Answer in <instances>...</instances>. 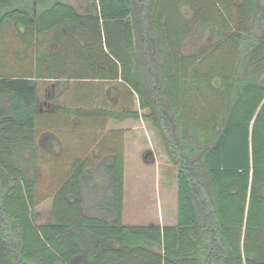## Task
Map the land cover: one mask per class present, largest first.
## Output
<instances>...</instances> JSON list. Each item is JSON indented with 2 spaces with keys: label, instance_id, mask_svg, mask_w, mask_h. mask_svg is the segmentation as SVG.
<instances>
[{
  "label": "trees",
  "instance_id": "16d2710c",
  "mask_svg": "<svg viewBox=\"0 0 264 264\" xmlns=\"http://www.w3.org/2000/svg\"><path fill=\"white\" fill-rule=\"evenodd\" d=\"M171 1L0 0V29L11 25L22 42L104 36L113 64L99 68L98 80L128 84L145 114L51 108L145 117L178 185L175 226H126L123 155L112 157L102 179L92 175L99 162L75 159L52 220L39 223L38 137L49 129L39 124L48 103L39 82L46 78L0 76V264H264V0L186 1L194 12L178 20L182 34L168 49L163 8ZM214 4L224 6L217 17ZM196 23L206 30L199 45ZM197 77V104L188 106L183 96Z\"/></svg>",
  "mask_w": 264,
  "mask_h": 264
},
{
  "label": "rangeland",
  "instance_id": "374dc122",
  "mask_svg": "<svg viewBox=\"0 0 264 264\" xmlns=\"http://www.w3.org/2000/svg\"><path fill=\"white\" fill-rule=\"evenodd\" d=\"M186 1L188 0H180V3L175 4L172 0L171 6H169L170 3L167 4L169 2L167 1L163 8L165 20H168L167 29L165 30L166 38H164L168 49H170L171 43H176L180 39L179 34H182V25L178 24V22L187 20L194 12L193 7L188 6ZM223 7L220 4H214L209 10L211 9L210 11H213V15L217 17V12L222 10ZM192 26L195 41L199 45L201 35L206 32L205 26L201 28L197 23L192 24ZM215 33L214 37L216 38ZM87 34L65 39L63 42L61 40V43L50 34L46 38L38 39L31 44L32 40L30 37L22 42L21 38L14 35L13 27L6 24L0 29V76L46 78L45 81L39 82L40 98L48 102L43 105L44 112L39 118V124H48L56 127V133L59 135H67V131H69L68 135L72 136L73 139H84L85 145L78 152L85 153L89 151V155L93 158L92 160L99 162L92 175L97 179H102L108 175L106 174L105 165L109 162L112 163V157L115 156L104 154V152H108L109 142L112 140L116 141L118 134L122 135H120L122 137L121 140H127L128 142L130 137L137 136V124L141 126L142 130L144 126L151 127L152 124L143 116L139 119H116L100 114L90 116H75L62 113L49 114L50 106L54 103L85 109L99 107L115 111L135 112V109L138 110V106H133L129 100L122 103L120 101L117 102V99H113L111 92L114 90L113 86L117 85L116 87L121 88L122 94L126 95L128 88H131L128 84H118L116 81H104L103 83V81L98 80L103 76V74L99 73V68L104 64L111 66L113 62L104 53V50L107 51L104 36L103 40H101L97 35ZM87 42L90 47L86 45L88 44ZM174 54L177 55L176 52ZM214 54L215 59L220 55L218 52ZM110 56L113 59V56ZM174 61L175 59L173 58L169 68L177 66ZM198 79L197 77L196 80L192 79V81H189V86L194 88V90L188 92L186 97L183 96V102L188 106L197 104L198 93L195 88L198 86ZM54 84H57L56 89L53 88ZM109 90H111L110 93L108 92ZM52 92H55L57 97H54ZM49 93H52L51 97H49ZM140 114L145 113L140 111ZM68 124L69 126H67ZM66 128H71V130ZM141 143L146 147L145 135H142ZM119 153L123 155L124 163L127 162L124 165L126 224L142 226L149 219H158L162 211H170L169 209L174 205L172 199L174 194L172 175L169 178L161 179L158 174H155L154 170L147 168L143 164L142 159L136 154L133 144L122 148ZM42 163L39 165H44L43 167H45V165H48V160L46 159ZM41 170L38 171L37 179L39 192L44 195L49 189V181L52 176L45 173L46 170L42 168ZM175 170V177L177 178V168ZM61 177L58 176V178ZM177 191L178 189L175 194L176 209L174 216L178 221ZM38 211L43 219L47 221L50 212L49 201L46 200L38 208Z\"/></svg>",
  "mask_w": 264,
  "mask_h": 264
},
{
  "label": "crops",
  "instance_id": "0c3cea01",
  "mask_svg": "<svg viewBox=\"0 0 264 264\" xmlns=\"http://www.w3.org/2000/svg\"><path fill=\"white\" fill-rule=\"evenodd\" d=\"M16 36V35H15ZM17 37V36H16ZM116 83H122L121 79L116 81ZM117 86V85H116ZM116 86H113L114 90L111 91L113 94V99H117V102L120 101L122 103H125L126 100H129L131 104H133V106L137 105L138 106V110L135 109V111H140V107H139V99L137 94L131 89L128 88L126 95H123L121 92V88H118ZM54 97H56L55 92H52ZM51 93V94H52ZM52 96V95H51ZM49 96V97H51ZM53 106V104H52ZM52 106H50V115L55 114L54 113V109L51 108ZM142 116L140 115V118ZM139 119V118H138ZM71 123V122H70ZM74 124V123H73ZM69 126V124L67 125ZM71 126V125H70ZM49 129H45L38 137V152H37V157L39 159V163L38 166L36 168V173H37V177L39 174V170L44 169L46 170L45 173L49 174L50 176H52V178L50 179V184H49V189L45 192L44 195H42L39 192V184H38V207H37V211L38 208L46 201H49L50 204V212H49V218H48V222H50L52 220V207H53V199L59 189L60 183L63 180V176H67L68 174L73 173V168H72V162L75 159H88L91 158L92 156L89 155V151H86L85 153L83 152H78L80 150H82V148L85 145L84 139L80 138V139H73L72 136L68 135L67 131V135H59L57 134L56 127L53 126H48ZM137 136H133L130 137V141L127 142L121 140L122 139V135L118 134L116 137V141H111L109 142V149L108 152H104L105 155H115V154H120L119 152L121 151L122 148L133 144L134 148H135V152L138 155V157L140 159H142L143 164L149 168L155 171V174H158L159 177L161 179L163 178H169L170 175H172V179H173V190H174V194H173V201H174V205L171 207V209H169L170 211L166 210L165 212L162 211L161 215H159L158 219H149L148 221H146L147 223L145 225H159L161 227H165V226H175L178 221L175 218V194H176V190L178 189V185H177V178L176 176V170H175V166L171 163L170 159L168 158L167 154L164 151V147L162 144V140L160 135L158 134V132L156 131V129L151 125V127L149 126H144L143 130L141 128V126L139 124H137ZM54 128V129H53ZM67 129V128H66ZM67 130H71V128H68ZM66 134V133H65ZM121 135V136H120ZM142 135H145L147 144L146 147L143 146V144L141 143L142 140ZM119 146V147H118ZM74 152L76 153L74 155ZM48 160V165H45V167H43L41 164L43 161L45 162V160ZM93 158L90 159L91 161V165L94 166L97 164V162H94V160H92ZM43 162V163H44ZM42 163V164H43ZM127 164V162H125V165ZM61 177V178H58ZM38 180V179H37ZM178 193V191H177ZM125 195V194H124ZM177 201H178V196H177ZM125 202V200H124ZM39 213V211H38ZM41 222H46L43 217L42 220L39 221V223ZM123 223L126 226H133V225H129L126 224V215H125V203H124V212H123Z\"/></svg>",
  "mask_w": 264,
  "mask_h": 264
},
{
  "label": "flooded vegetation",
  "instance_id": "af4514ba",
  "mask_svg": "<svg viewBox=\"0 0 264 264\" xmlns=\"http://www.w3.org/2000/svg\"><path fill=\"white\" fill-rule=\"evenodd\" d=\"M52 94H49V96H51Z\"/></svg>",
  "mask_w": 264,
  "mask_h": 264
}]
</instances>
